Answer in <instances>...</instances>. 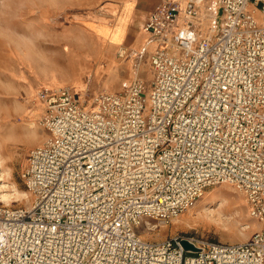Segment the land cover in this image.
Masks as SVG:
<instances>
[{
	"label": "built area",
	"instance_id": "2783aa9c",
	"mask_svg": "<svg viewBox=\"0 0 264 264\" xmlns=\"http://www.w3.org/2000/svg\"><path fill=\"white\" fill-rule=\"evenodd\" d=\"M203 1L162 0L150 12L149 93L140 78L91 98L38 90L51 135L22 174L32 204L0 203V264H264V0L209 6L210 32ZM226 183L263 223L247 241L137 233L144 219L155 231Z\"/></svg>",
	"mask_w": 264,
	"mask_h": 264
},
{
	"label": "rangeland",
	"instance_id": "374dc122",
	"mask_svg": "<svg viewBox=\"0 0 264 264\" xmlns=\"http://www.w3.org/2000/svg\"><path fill=\"white\" fill-rule=\"evenodd\" d=\"M102 10V5L79 0H0V186L2 194L14 196L0 198L1 204H32L22 174L30 150L51 135L42 124L40 88L69 86L74 93L91 98L103 91L120 92L123 82L134 77L132 60L118 58L117 48H106L112 35L99 34L106 35L109 29L100 26L103 22H113L101 16ZM112 54L118 63L114 58L109 62ZM141 67L149 93L152 73L147 61ZM150 110L148 101L145 115ZM220 200L223 204L218 209L214 202ZM220 214L224 222L217 223L214 219ZM147 220L135 229L149 240L181 234L224 243L244 242L251 233L248 229L243 235L244 230L249 224L254 228L257 221L244 195L228 183L207 188L194 207L166 226L149 231Z\"/></svg>",
	"mask_w": 264,
	"mask_h": 264
},
{
	"label": "crops",
	"instance_id": "0c3cea01",
	"mask_svg": "<svg viewBox=\"0 0 264 264\" xmlns=\"http://www.w3.org/2000/svg\"><path fill=\"white\" fill-rule=\"evenodd\" d=\"M80 2L90 3L91 5H102L101 16L106 20H112L110 23H102L100 26H107V34L99 33L103 38H109L112 35L111 44L108 45L107 49L114 50L117 48L116 53L120 46H125L129 51L138 52L130 54L121 59L130 62L132 60L131 71L133 78L124 81L123 83H129L140 78L141 76L142 63L147 61L150 72L152 73V80L154 79V70L151 64V55L158 47L157 42H151L152 36L145 31L144 25L150 12L162 1V0H79ZM183 4L187 3L188 0H179ZM220 0H204L201 4L202 13V25L201 29L210 32L212 30V12L209 11V6L217 4ZM101 17V18H102ZM117 57L119 58L118 54ZM115 59L118 63L117 58L112 54L109 56V62ZM145 81V80H144ZM249 224V223H248ZM249 224L248 228L244 230L243 235L249 229L251 230L250 235H246V238L250 239L254 233L262 230L263 223L257 219L254 224V228ZM245 239L244 241H247Z\"/></svg>",
	"mask_w": 264,
	"mask_h": 264
},
{
	"label": "bare ground",
	"instance_id": "6f19581e",
	"mask_svg": "<svg viewBox=\"0 0 264 264\" xmlns=\"http://www.w3.org/2000/svg\"><path fill=\"white\" fill-rule=\"evenodd\" d=\"M39 105H41V104H39ZM42 106V105H41ZM37 107V106H36ZM40 108V107H39ZM2 186H0V198H4V199H10V198H13L14 196H12V194H2V191H3V189L1 188ZM28 194H29V192H28ZM214 198H217V195H216V197H214ZM223 199V198H222ZM210 200V199H209ZM202 202V201H201ZM223 201H218V202H214L215 203V205H217L218 204V209H219V207H221L222 206V203ZM203 206V205H202ZM205 209H207V208H205ZM204 209V210H205ZM208 210V212H209V210L211 211V212H214L215 211V208H211V209H207ZM207 212V213H208ZM206 213V214H207ZM232 213V212H231ZM239 213V212H238ZM209 216V215H208ZM215 217L217 216V215H214ZM226 216V215H225ZM224 216V217H225ZM213 217V216H212ZM179 217H177V218H175V219H178ZM215 220V222H217V223H219V222H224L223 221V216L220 214V216L219 217H217V218H215L214 219ZM223 225H224V223H223ZM163 226H166V224L165 225H163ZM226 227V226H225Z\"/></svg>",
	"mask_w": 264,
	"mask_h": 264
},
{
	"label": "water",
	"instance_id": "95a60500",
	"mask_svg": "<svg viewBox=\"0 0 264 264\" xmlns=\"http://www.w3.org/2000/svg\"><path fill=\"white\" fill-rule=\"evenodd\" d=\"M218 22L220 23V19H221V16H222V14H223V9L222 8H219V10H218ZM181 243H182V245H183V247L185 248V249H193V250H197V248L193 245V244H191L188 240H186V239H183L182 241H181Z\"/></svg>",
	"mask_w": 264,
	"mask_h": 264
}]
</instances>
